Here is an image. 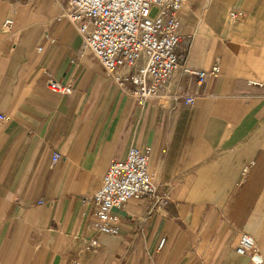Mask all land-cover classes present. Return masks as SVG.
I'll use <instances>...</instances> for the list:
<instances>
[{"label":"crops","instance_id":"0c3cea01","mask_svg":"<svg viewBox=\"0 0 264 264\" xmlns=\"http://www.w3.org/2000/svg\"><path fill=\"white\" fill-rule=\"evenodd\" d=\"M66 5L0 0V264H256L242 233L264 264V0L184 4L181 65L144 105L81 50ZM131 146L167 201L130 198L107 234L86 200Z\"/></svg>","mask_w":264,"mask_h":264},{"label":"built area","instance_id":"2783aa9c","mask_svg":"<svg viewBox=\"0 0 264 264\" xmlns=\"http://www.w3.org/2000/svg\"><path fill=\"white\" fill-rule=\"evenodd\" d=\"M189 0H67L58 19L66 18L82 38L81 50L91 52L102 64L105 74L126 94L144 105L153 98L165 95L166 86L173 73L180 67L177 47L180 42L179 11ZM153 11L155 13L153 14ZM239 10L231 11L232 17L243 16ZM7 19L5 26H11ZM50 39V34H45ZM39 50L42 47L38 48ZM188 71V70H187ZM219 71L214 66L213 73ZM203 81L207 72H193ZM49 89L69 94V84L55 79L46 71ZM195 96L188 94L186 103L192 104ZM0 119L6 116L0 114ZM60 153H54L53 162ZM152 196L156 205L167 201L159 191L149 166V152L131 146L126 158L112 161L105 171L100 187L87 202L94 205V225L107 234L118 233V217L114 208H124L130 198ZM161 240V246L164 244ZM237 252L249 255L256 264L263 262L257 252L253 235L242 233Z\"/></svg>","mask_w":264,"mask_h":264},{"label":"rangeland","instance_id":"374dc122","mask_svg":"<svg viewBox=\"0 0 264 264\" xmlns=\"http://www.w3.org/2000/svg\"><path fill=\"white\" fill-rule=\"evenodd\" d=\"M155 13V11H153V14Z\"/></svg>","mask_w":264,"mask_h":264}]
</instances>
